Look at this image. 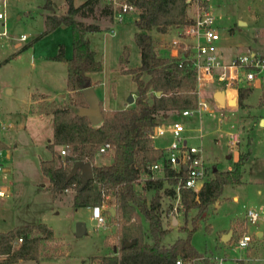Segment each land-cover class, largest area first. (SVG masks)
<instances>
[{"label":"rangeland","instance_id":"rangeland-1","mask_svg":"<svg viewBox=\"0 0 264 264\" xmlns=\"http://www.w3.org/2000/svg\"><path fill=\"white\" fill-rule=\"evenodd\" d=\"M80 1L82 0H72L74 3ZM211 1L216 14L221 15L217 21L221 33L218 46L225 58L233 53H245L244 44L251 45L254 51L264 53V0ZM53 2L57 13L65 11V0H53ZM103 3V0H99V5ZM41 4L42 0H9L6 26L10 37L8 39L0 38V62L6 58L0 63V141L8 145V148L7 145L0 148V159L10 167V171L0 172V185L13 188L12 195L0 196L1 201L8 202L7 205H10L0 210V229L41 221L52 230V237L42 240L40 259L37 261L22 260L17 264H90L95 261L91 259L92 255L104 252L109 254L113 245L117 248V240L114 231H112L114 219L105 214L106 226L111 228L110 231L106 227H96L94 221L89 218V211L84 206L71 205L72 189L63 191L59 195V199L52 198L49 190H39L37 183L45 178L39 171L38 159L48 158L50 154L45 147V138L51 132L50 117L27 115L25 130L17 125L19 123L17 119L25 106L24 99L28 88L34 90L36 85L42 92L51 93V89L62 82L65 65L57 60L44 61L43 54L56 53L58 45L61 43L66 45L68 54L70 53L71 32L68 26L51 30V32L34 39L43 29L41 13L44 10L41 8ZM93 14L96 19L91 15L77 16L76 18L83 22L96 21L104 28L110 27L113 23L112 16L100 19L96 10ZM127 16L125 23L114 22L111 31L100 30L93 32L89 37L90 45L95 49L96 57L101 62V69L93 74V78L98 80L95 92L103 100L104 105L113 108L125 103L128 94L134 91V82L130 74L120 71L122 67L118 59L123 46H126L128 50V59L123 63V67H133L139 64L138 48L131 37L132 32L136 29L132 21V18L136 16V10L128 12ZM237 18L242 21L246 20L247 24H239ZM20 34L26 36L24 40L17 39ZM153 35L163 39L154 38L155 45L164 42L169 45L168 41L180 39L179 28L176 26H172L165 33L157 35L154 33ZM29 42H31L29 45L20 48L21 45ZM5 86H11L12 92L7 93L4 89ZM200 89L201 96L205 97L206 103H208L212 96L209 85L201 84ZM69 94H60L52 100L67 102ZM260 96L261 88L254 86L246 99L252 105L253 110L264 111L262 96ZM42 102L49 101H39L31 111H38ZM208 106L214 111L211 114L202 113L201 122L198 113L192 114L196 118L193 127L200 124L202 126V130L194 128L193 133L195 136L200 133L203 135L202 139L197 137L190 142L201 143L204 147V159L207 164H211L214 159L217 168L225 169L232 163L225 158L229 150L226 144L228 130H239L240 137L237 148L245 151L248 147L249 129L245 120L247 116H241L239 119V115L243 111L239 108L232 109L220 105L216 107L209 104ZM220 111H223L224 118L218 128L217 118L220 116ZM171 113L172 117L169 122L173 120L186 122L178 111ZM8 122L13 123L12 127L6 126ZM252 134L253 156L248 161L245 174L247 182L233 188L230 186L223 188L221 195L228 196V198L222 197L221 204L213 208L212 212L206 213L208 216L206 222L203 220L199 222L191 236L194 247L199 251L215 253L218 232L228 228L230 224H236L237 221H244L237 232L241 233L246 230L253 236V240L258 239L257 229L264 231V131H254ZM154 142L162 144L163 140L157 137ZM59 148L56 147L58 151ZM6 155L8 157L5 158ZM109 158L110 151L101 154L95 153L93 163L102 164ZM142 181L143 177L141 176L135 184V188L140 189ZM152 193V189L145 191L147 197ZM234 193L238 194V199L231 198ZM164 202L166 205L167 201ZM112 205H114V198L110 195L105 199L104 206ZM248 208L259 212V218L255 222L246 221L245 211ZM195 210L192 209L187 214L189 227L191 226L190 219L196 213ZM178 213V216L180 215L182 218L183 225L184 214L181 210ZM77 221L83 223V230L79 234L75 231ZM206 223L211 226L207 228ZM107 233L108 235H106ZM185 234L186 232L176 228L171 229L163 236V242H171L178 235L184 236ZM259 244L256 259H253L252 262L247 261L246 248H236L234 243H231L225 250L221 248L217 251V255L225 257L229 262L239 259L242 264H264V239ZM204 258L212 262L215 260V257L206 256ZM188 261H190L189 264H203V258Z\"/></svg>","mask_w":264,"mask_h":264},{"label":"trees","instance_id":"trees-1","mask_svg":"<svg viewBox=\"0 0 264 264\" xmlns=\"http://www.w3.org/2000/svg\"><path fill=\"white\" fill-rule=\"evenodd\" d=\"M135 10L133 24L136 29L132 39L138 48L139 64L123 67L127 61L128 50L123 46L119 55L120 71L130 74L134 82L133 101L122 108L103 109L100 104L102 119L91 124L85 116L76 113L77 107L85 105L81 89L93 82L89 73L101 69L100 60L95 57L90 47L88 32L101 30L96 21L83 22L77 16L94 17L95 10L99 17L111 16V9L99 0H83L74 5L72 0H65L64 13L53 12L51 0H42L41 8L43 29L34 38L53 30L59 25H67L71 32V53L63 56V46L58 45L54 60L66 63L65 86L70 91L69 101L42 102L38 111L50 114L52 119L51 139L45 145L50 157L39 161L41 173L47 178L45 189L52 198H60L65 188L73 190L72 206H92L100 204L104 195L114 198V215L116 221L117 248L105 255H92L90 264H174L181 256L186 260L202 259L191 236L199 225L201 215L220 197L227 184L241 182L242 165L251 153V138H248L247 149L242 150L232 169L216 170L203 186L195 192L191 188L181 190V212L185 221L180 230L186 236L178 237L173 243H162L167 229L162 224L160 213L161 190L169 195L174 190L164 187L162 174L155 178H143L140 189L135 184L140 177L148 176L146 164L163 156L164 150L154 147L147 133L157 123L155 116L168 111L195 108L198 101L196 77L193 69L186 63L178 66L177 56H164L157 52L153 45L151 30L165 32L170 25L187 23L191 20V12L185 0H127ZM94 19H96L94 17ZM107 29V28H105ZM33 39V40H34ZM31 42L23 44L26 47ZM251 87L238 89L239 104L251 92ZM160 93L157 94L156 92ZM100 103V102H99ZM111 146L108 163L94 164L93 157L102 143ZM66 146L63 155L56 147ZM6 147L0 141V148ZM76 160H84L91 164L92 178L82 186L78 174L67 177ZM173 171L165 167L168 181ZM153 193L147 197L146 190ZM196 209L188 226L187 214ZM143 222L146 224L143 226ZM21 236V242L12 245V240ZM52 237V230L44 222L16 225L6 231H0V259L2 264H11L20 259L36 260L40 253L43 239ZM125 242H130L125 245ZM203 264H213L203 257Z\"/></svg>","mask_w":264,"mask_h":264},{"label":"built area","instance_id":"built-area-1","mask_svg":"<svg viewBox=\"0 0 264 264\" xmlns=\"http://www.w3.org/2000/svg\"><path fill=\"white\" fill-rule=\"evenodd\" d=\"M9 0H0V38L8 39L10 34L6 26L7 6ZM111 9V16L114 22H122L128 12L133 11L134 6L127 0H103ZM191 12V20L187 23L178 24L180 39L168 41L169 47L178 57L177 64L182 66L188 64L194 71L196 77V92L198 101L195 108L182 109L181 116L191 115L193 113L201 114L207 110L212 113L213 110L208 106L205 99L201 96V84H211L212 90H223L233 88L238 90L240 87H254L259 85L264 92V53L248 50L243 54L233 56L225 61L222 58L218 41L221 37L218 19L220 14H216L211 0H185ZM24 34H20L17 39L24 40ZM167 45V44H166ZM264 105V95L262 96ZM223 115L218 117V121L223 122ZM2 125V124H1ZM233 128V124L231 125ZM200 130V129H199ZM170 134V139L163 147L164 154L161 158L150 161L146 164L148 176L145 178H155L156 172H161L162 177L167 182V187L174 190L173 205L170 214L175 216L181 208V190L182 188H191L197 192L209 179L211 166H209L204 157L201 143L194 144L188 141L189 136L186 133V126L182 120H173L171 122H157L148 131V137L154 141L155 138ZM202 133L195 137L202 138ZM240 132L238 129L227 131V143L237 147ZM66 146H60L59 153L63 155ZM111 150L109 143L105 142L99 145L96 154L105 153ZM1 155V149H0ZM169 167L173 172L170 177L175 181H168L169 175H165V167ZM3 166L0 162V171ZM71 189L65 188L64 191ZM0 194L2 191L0 190ZM100 204L90 206V218L94 221L96 227L106 226L105 214H109V206H104V201ZM114 206V205H112ZM110 206V207H112ZM114 208V207H113ZM259 212L253 208L245 211L246 221L255 222L259 218ZM21 236L15 237L11 244L16 245L21 242ZM253 241V236L246 230H243L234 239L236 248H249ZM116 250V247H115ZM114 251V250H113ZM4 256L0 255V259ZM190 261L177 257L174 264H189ZM2 264V263H0ZM213 264H242L239 259H233L230 262L225 257L215 256Z\"/></svg>","mask_w":264,"mask_h":264},{"label":"crops","instance_id":"crops-1","mask_svg":"<svg viewBox=\"0 0 264 264\" xmlns=\"http://www.w3.org/2000/svg\"><path fill=\"white\" fill-rule=\"evenodd\" d=\"M83 1V0H82ZM82 1H80V2H82ZM51 2H52V8H53V12H55V13H57L56 11H55V3L53 2V0H51ZM80 2H78V3H74L73 2V4L74 5H77V4H79ZM66 6V5H65ZM65 10H66V7H65ZM65 12V11H64ZM63 12V13H64ZM43 13H44V11L41 13V15H43ZM99 18V17H98ZM104 17L103 16H101L100 17V19H103ZM128 18V16L122 21V22H119V23H125V20ZM135 18V17H134ZM134 18H132V21H133V19ZM239 18H237V21H238V23H239ZM128 22V21H127ZM98 23V22H97ZM113 23H114V21H113ZM112 23V24H113ZM112 24L110 25V27L108 26L107 27V29L108 30H112ZM244 24H247V21L246 20H244ZM100 26V28H101V30H106L104 27H102L101 25H99ZM172 26H176L177 27V25H170L169 27H168V29L165 31V32H167ZM67 27V25H59V26H57L56 28H54L52 31H54V30H56V29H59V28H66ZM69 27V26H68ZM231 27V26H230ZM100 31V30H99ZM49 32H51V31H49ZM93 32H97V31H93ZM93 32H88L87 33V37H88V39H89V37H90V35L93 33ZM156 33V35L157 34H160V33H165V32H162V31H159V30H157V28L155 27V28H153L152 30H151V36H152V39H154V38H157V39H159V40H161L162 38H159V37H157V36H155V35H153L154 33ZM90 40V39H89ZM163 40V39H162ZM62 44V43H61ZM89 44H90V41H89ZM153 45H154V48H155V50L157 51V52H159L160 54H162V55H164V56H176V55H174V51L172 50V49H170V47L168 46V45H166V43L164 42V43H161L160 45H155V43H154V41H153ZM62 46H63V56H64V58H68L69 56H70V53H71V47H70V53L68 54V51H67V47H66V45L63 43L62 44ZM245 48H246V51H248V50H251V51H253V49H252V47H251V45H246V44H244L243 45ZM90 47H91V45H90ZM92 48V47H91ZM93 49V48H92ZM94 50V52H95V49H93ZM221 50V49H220ZM55 53H48V54H43V59H44V61H53L54 59H51L50 58V56H53ZM221 54H223L222 53V51H221ZM235 55H238V54H235V53H233L232 55H229V56H227L226 58H225V56L224 55H221L222 56V58L224 57V59L223 60H225V61H228V60H230L233 56H235ZM95 57H96V53H95ZM6 60V58H4L0 63H2L3 61H5ZM57 61H59L60 63H62V64H64L65 65V70H64V74L62 75V82H60V83H58L56 86H55V88H53V89H51L52 91H51V93H49V92H42L40 89H38L39 87L38 86H36L35 85V89L33 90V89H27V92H26V97H25V99H24V102H25V106L23 107V109H22V111H21V113H20V115H19V118L17 119V120H19V123L17 124L18 126H21V128L23 129V130H25V118H26V116L27 115H35V116H37V117H43V116H47V117H50V123H51V132H50V134H48L47 136H46V143L48 142V141H50V139H51V134H52V119H51V115L50 114H44V113H41V112H39V111H31V109L33 108V107H35V105H37L38 104V102L39 101H42V100H48V101H50V100H52V99H54V97L55 96H58V95H60V94H63V93H65V94H67V93H70V91L69 90H67L66 89V86H65V77H66V63H65V61H63V60H57ZM93 74H94V72H91V73H89V77H90V79H91V81L93 82L90 86L93 88V90H94V92H95V85L98 83V80L97 79H94L93 78ZM64 82V83H63ZM209 85V88H210V91H211V95L212 96H210V98H209V102L207 103V104H209V105H213V106H225V107H230V108H232V109H237V108H239V109H241V110H243L242 111V113L239 115V119L241 118V116H247V118L245 119L246 120V124L248 125L247 127H248V133H249V137L251 138V143H250V145H249V147H250V150H251V153L249 154V157L244 161V164L242 165V170H241V173H242V177H241V182L240 183H236V184H227V185H225V187H224V189L225 188H227V187H234V186H238V185H242V184H244L245 182H247V180L245 179V174H246V172H247V166H248V161H249V159L253 156L252 154H253V152H252V146H253V142H254V140H253V132L254 131H264V111H261V110H253L251 107H252V105L250 104V103H248L247 101H246V99H247V97H245L243 100H242V103H243V105H240L239 104V98H238V90H236V89H233V88H227L225 91H224V102H223V104H221V103H219L215 98H214V96H213V94H214V92L216 91V90H212V85L211 84H208ZM255 86H258V87H260L259 85H255ZM261 88V87H260ZM4 89H5V91L7 92V93H10V92H12V87L11 86H5L4 87ZM252 89H253V87H252ZM252 89H251V91H252ZM96 93V92H95ZM131 94H132V96H134V91H132L131 92ZM263 90H262V88H261V96H263ZM96 95H97V93H96ZM249 95V94H248ZM260 96V97H261ZM97 97H98V99H99V102H100V104H101V107L103 108V109H112L113 107H109V106H106V105H104V103H103V100L97 95ZM203 99H205V97H203ZM260 99V98H259ZM233 100H234V103H230V102H233ZM205 101H206V99H205ZM128 104H130V103H127V101L125 102V103H123L122 105H119V107H115V108H122V107H125V106H127ZM211 108V107H210ZM214 111V110H213ZM172 111H168L167 113H160V114H157L156 116H155V120L157 121V122H165V123H168L169 122V120L171 119V115H172V113H171ZM202 113H209V114H211L210 112H208L207 110H204V111H202L201 112V114H198L199 115V120H200V122H201V116H202ZM220 115H223V111H220ZM23 116V117H22ZM25 116V117H24ZM194 116V115H193ZM192 116V114H191V116L190 115H186V116H181L186 122H185V126H186V133H187V135L189 136V138H188V141L190 142L192 139H194V138H197V137H195V134L193 133V131H194V128L195 129H200V130H202V126H201V124L199 125V126H197V127H193L194 125H195V123H196V118H194ZM224 116V115H223ZM217 121H218V118H217ZM218 123V128L221 126V124H222V122L220 123L219 121L217 122ZM12 125H13V123L12 122H8L7 123V127L8 128H10V127H12ZM16 130V129H15ZM28 133V132H27ZM227 136V135H226ZM248 137V138H249ZM159 138H162V140H163V142H162V144H156L154 141L152 142V144H153V146L154 147H157V148H161V149H163V147L167 144V142L169 141V139H170V134L169 133H166L165 135H163V136H160ZM202 139V138H201ZM1 140V139H0ZM165 141V142H164ZM201 141V140H200ZM46 143H45V145H46ZM226 144H227V146L229 147V150H228V152L226 153V155H225V158L227 159V160H230L232 163H230L229 165H228V167H226L225 169H220V168H217V166H216V161L213 159L212 160V163L211 164H208L209 166H211V173H210V176H209V178L210 177H212L213 176V174H214V171H216V170H226V169H232L233 168V165H234V163L235 162H237L238 161V159H239V157H240V153H241V151L243 150V149H239V148H237V147H233V146H231V145H229L228 143H227V140H226ZM6 145H7V143H6ZM203 147V146H202ZM7 148H8V145H7ZM6 148V149H7ZM50 153V152H49ZM203 153H204V147H203ZM6 157H8L7 155L5 156V158ZM50 157V154H49V156H48V158ZM42 159H47V158H40V159H38V167H39V161L40 160H42ZM109 160H110V158L109 159H107L105 162H103V163H108L109 162ZM0 162H1V164H2V166H3V170L2 171H0V172H8V171H10V167L8 166V165H5L4 164V161L2 160V159H0ZM215 168H216V170H215ZM39 171H40V168H39ZM40 173H41V171H40ZM157 174H160L161 172H156ZM41 175L45 178V180H43V181H39L38 183H37V186H38V189L39 190H47V189H45V186L48 184V180H47V178L41 173ZM143 178H145L144 176H143ZM164 187H167V182L165 181V184H164ZM0 190L2 191V194H0V196H4V195H8V196H10V195H12L13 194V188L11 187V186H6V185H0ZM162 192H161V199H160V202H161V205H160V213H161V219H162V224H163V226L167 229V232L168 231H170L171 229H178V230H180L179 228H180V226L182 225V218L180 217V215L178 216V214L179 213H177V215H175V216H173V214L171 215L170 214V212H171V207H172V205H173V198H171V196L169 195V194H167V193H165L164 191H163V189L161 190ZM51 195V194H50ZM108 197H110V194H108V196H107V198ZM222 197H224V198H228V196H225V195H220V197H219V199L214 203V204H212L210 207H209V209L206 211V212H204L203 213V215H202V217L200 218V222L203 220L204 222H206V218L208 217V216H206V213H208V212H212L213 211V208H216L218 205H220L221 204V199H222ZM232 199H238L239 198V196H238V194L237 193H234L233 195H232V197H231ZM68 201H70V199H68ZM164 201H167V204L166 205H164ZM7 203L8 202H4V201H1L0 200V210H3V208L6 206H10V205H7ZM10 203V202H9ZM88 211H89V213H90V206H84ZM196 211V210H195ZM112 217V216H111ZM170 217V218H169ZM89 218H90V215H89ZM114 219V218H113ZM169 219V220H168ZM175 220V221H174ZM244 220V219H243ZM168 221H169V223H168ZM38 222V221H37ZM37 222H32V223H37ZM39 222H41V221H39ZM32 223H22V224H20V225H23V224H32ZM244 224V221H237V223L236 224H234V225H232V224H230L229 225V227L228 228H225V229H222L220 232H218V234H217V244L215 245L216 246V250L217 251H219L221 248H223L224 250H225V248H227V247H229L230 245H231V243H233L234 242V239L238 236V234H239V232H237V230L240 228V226L242 227V225ZM113 225H114V229L112 230V231H114V234L116 233V221H115V219H114V222L112 223ZM146 223L145 222H143V226L145 225ZM242 224V225H241ZM14 226H16V225H14ZM206 226H207V228L208 227H210L211 225L210 224H208V223H206ZM106 228H107V230L108 231H110L111 230V228H109V227H107V226H105ZM12 228V227H11ZM243 228H244V226H243ZM8 229H10V228H8ZM8 229H0V231H6V230H8ZM109 233V232H108ZM108 233L106 234V235H108ZM106 235H105V237H106ZM184 236H186V234L184 235ZM184 236H177L173 241H171V242H168V243H165V242H163V239H162V243L163 244H165V245H169V244H171V243H173L178 237H184ZM256 236H257V238L258 239H255V240H253L252 241V243H251V245H250V247L249 248H246V254H247V261L249 260V262H252V260L253 259H256V256H257V252H258V247H259V242H262V240L264 239V231L263 230H261V229H257L256 230ZM115 238H116V234H115ZM42 241H41V245H40V250H41V246H42ZM113 246H115V245H113ZM113 246L111 247V249H112V251H113ZM116 247V246H115ZM107 251V250H106ZM199 251V250H198ZM217 251L214 253H211V254H209V253H207V252H202V251H200L202 254H203V257H206V256H209V257H215V256H219V254L217 255ZM225 252V251H224ZM105 254H107V252H104L103 254H96V255H105ZM202 257V258H203ZM38 259H40V255L38 256V258L35 260V261H37ZM22 260H34V259H20V260H18V261H16V262H14V263H11V264H17V263H19V262H21Z\"/></svg>","mask_w":264,"mask_h":264},{"label":"water","instance_id":"water-1","mask_svg":"<svg viewBox=\"0 0 264 264\" xmlns=\"http://www.w3.org/2000/svg\"><path fill=\"white\" fill-rule=\"evenodd\" d=\"M244 23V21L239 20V24ZM83 99L85 101V105L77 107L76 113L81 116L87 117L91 124H97L102 119V113L100 108L99 99L94 92L93 88L86 84L82 89ZM157 94L160 92L157 91ZM264 93V92H263ZM264 95V94H263ZM214 98L221 104L224 102V91L217 90L213 94ZM127 103H131L133 101L132 94H128L126 98ZM230 103H234L230 102ZM216 170V168H215ZM78 174L80 177V185L82 186L88 179L92 178V169L91 164L84 160H76L73 162L67 177H70L72 174ZM110 216L114 215V208H108ZM175 221V220H174ZM83 230V223L81 221H77L75 225V231L77 234L81 233ZM130 242H125V245H128ZM113 250H115V246H113Z\"/></svg>","mask_w":264,"mask_h":264}]
</instances>
